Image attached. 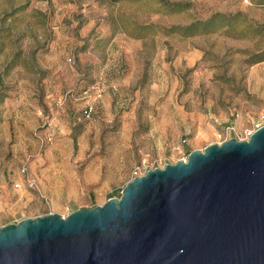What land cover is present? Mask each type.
<instances>
[{"label":"rangeland","instance_id":"1","mask_svg":"<svg viewBox=\"0 0 264 264\" xmlns=\"http://www.w3.org/2000/svg\"><path fill=\"white\" fill-rule=\"evenodd\" d=\"M262 125L264 0H0V227L101 206ZM94 169L93 193L48 201Z\"/></svg>","mask_w":264,"mask_h":264},{"label":"water","instance_id":"2","mask_svg":"<svg viewBox=\"0 0 264 264\" xmlns=\"http://www.w3.org/2000/svg\"><path fill=\"white\" fill-rule=\"evenodd\" d=\"M0 264H264V125L101 206L0 227Z\"/></svg>","mask_w":264,"mask_h":264},{"label":"crops","instance_id":"3","mask_svg":"<svg viewBox=\"0 0 264 264\" xmlns=\"http://www.w3.org/2000/svg\"><path fill=\"white\" fill-rule=\"evenodd\" d=\"M101 177V170H87L84 179L82 180V183L80 182L77 185L74 184H68L64 189L60 188L58 190L52 189V188H46L43 187V191L47 193V196L49 198L48 201L53 203L55 207L59 210L62 206V202L70 201L72 198L79 196V195H85L86 193H93V189H95L96 186H98V182L100 181ZM21 183V182H20ZM18 184V183H17Z\"/></svg>","mask_w":264,"mask_h":264},{"label":"built area","instance_id":"4","mask_svg":"<svg viewBox=\"0 0 264 264\" xmlns=\"http://www.w3.org/2000/svg\"><path fill=\"white\" fill-rule=\"evenodd\" d=\"M90 112H91V108H88V110L85 111V114L88 115ZM262 126H263V125H262ZM262 126H257V127L255 128V130H253L252 132H250V133L248 134L247 140H248V138L250 137V135H251L254 131H256L257 129H259V128L262 127ZM238 141H246V140L242 139V140H238ZM185 161H186V160H183L182 162H185ZM146 172H147V171H144V172L135 171L134 174H133V179L136 178V177H141V176L145 175ZM21 174H22L23 176H25V175L27 174V170L25 169V167L22 168V170H21ZM23 185H25L28 189L36 190V191H38V193L40 192V190H39V188H38V185H37V181H36L34 178H31V177H28V176L24 177ZM21 186H22V184H17V183L14 184V188H15V189H18V188L21 187ZM42 198H43V197H42ZM49 215H50V214H49Z\"/></svg>","mask_w":264,"mask_h":264},{"label":"trees","instance_id":"5","mask_svg":"<svg viewBox=\"0 0 264 264\" xmlns=\"http://www.w3.org/2000/svg\"><path fill=\"white\" fill-rule=\"evenodd\" d=\"M119 1H123V0H113V2H119ZM230 18H225V21H229ZM232 21H229V23H231ZM198 28H201V30L203 32H209L210 30H212L214 28V19L213 20H209V21H205L203 23H195V24H191L188 27L185 28H177L176 30H180L182 32V34L185 37H189V36H193L195 34H197L198 32Z\"/></svg>","mask_w":264,"mask_h":264}]
</instances>
